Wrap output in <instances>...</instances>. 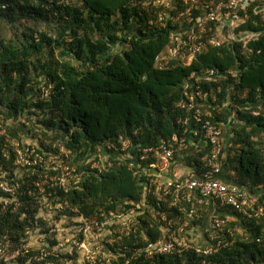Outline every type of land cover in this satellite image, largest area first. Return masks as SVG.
Here are the masks:
<instances>
[{
  "label": "trees",
  "instance_id": "obj_1",
  "mask_svg": "<svg viewBox=\"0 0 264 264\" xmlns=\"http://www.w3.org/2000/svg\"><path fill=\"white\" fill-rule=\"evenodd\" d=\"M263 3L239 10L233 31L215 27L207 35L220 46L184 60L166 51L186 28L177 21L186 0H0V254L15 253L0 264L73 259L51 251L57 242L50 236L49 253L26 250L28 232L46 226L37 219L42 203L77 218L80 241L86 223L104 227L91 237L104 239V264H202L191 246L210 245L218 250L208 257L212 264H264V215L244 216L214 200L186 204L175 191L149 186L155 176L146 174L159 162L158 148H176L183 139L189 150L175 152V160L194 176L207 172L209 149L195 148V125H186L178 104L190 76L211 70L216 77L201 80L197 103L206 120L230 128L215 178L246 190L264 209ZM145 149L154 152L142 160ZM22 154L32 163L19 175ZM3 183L17 191L3 190ZM139 204L143 214L135 213ZM181 206L196 209L193 219ZM133 213L135 225L122 233L117 216ZM216 218L225 221L222 230H212ZM171 219L173 229L189 221V246L148 256L150 244L167 239Z\"/></svg>",
  "mask_w": 264,
  "mask_h": 264
},
{
  "label": "built area",
  "instance_id": "obj_2",
  "mask_svg": "<svg viewBox=\"0 0 264 264\" xmlns=\"http://www.w3.org/2000/svg\"><path fill=\"white\" fill-rule=\"evenodd\" d=\"M256 2L257 0H186L188 8L177 17V21L185 20L186 28L172 36V44L167 48L166 54L171 59L182 57L184 60H191L201 55L209 45L220 46L221 42L218 38L207 39V35L214 32L215 27L219 28L220 34L223 33L224 29H228V26L233 31L240 21L239 10H247ZM215 77V72L211 70H207L203 75L192 74L184 84V98L178 104L180 110L187 114L186 125H190L191 121L195 125L191 130L192 142L195 144V148L197 150L199 147L209 149V152L203 157V161L207 165V172L202 176H194L192 170L188 168L191 172L186 177H166L165 170H170L171 167L178 164L184 167L174 158L175 152L183 154L189 150L188 141L183 139L176 148L162 146L157 149L156 157L159 162L154 165V168L146 172L147 175L155 176L148 185L155 187L158 192H164L165 195L175 191L179 197L178 200L186 202V204L196 199L199 204L214 200L220 203L222 207H231L244 216L260 217L264 215V209L258 205V198L251 197L246 190L238 186L226 185L222 180L215 178L222 171L220 155L224 147V134L218 125L205 119L203 109L197 103V99L203 98L201 80H212ZM142 152V160H145L148 158V154L154 152V149H145ZM17 188V186H2L3 190L11 194H14ZM6 204H8L7 200ZM144 206L145 204H139L135 213L143 214ZM179 209L187 214L189 221L193 219L196 209L189 212L185 211L183 206ZM135 220L136 217L133 213L119 215L115 221H120L122 233H128V230L135 225ZM163 220L167 221V218L163 217ZM189 221H186L178 229H173L174 220H168L167 239L157 244H150L146 249L148 256L159 253L182 252L184 248H187L189 244L187 238L184 237V233H188ZM224 224L225 221L218 218L210 221L211 228L214 231L222 230ZM103 228L96 222L86 223L84 228L86 241L95 236L97 232H102ZM193 235L195 237V234ZM211 239L214 240L216 237L213 235ZM85 243L84 241L79 246L81 249L88 250L83 248ZM191 247L204 256L202 264H212L211 261H208V257L218 251L213 245ZM89 253L87 251L85 254L88 260H90Z\"/></svg>",
  "mask_w": 264,
  "mask_h": 264
},
{
  "label": "rangeland",
  "instance_id": "obj_3",
  "mask_svg": "<svg viewBox=\"0 0 264 264\" xmlns=\"http://www.w3.org/2000/svg\"><path fill=\"white\" fill-rule=\"evenodd\" d=\"M261 13L263 15L264 19V3L262 7H260ZM227 39V37H226ZM223 132H225V138L230 132V128L227 125L222 126ZM224 138V144L226 145L228 142V139ZM28 144H32L31 141H27ZM224 145V148L226 147ZM23 160H21V168L18 170L19 175H23L26 171V167L30 166L32 163L31 161H27V157L29 158L30 155L22 154ZM38 163H44V165L47 167V163L42 159V157H38ZM33 164H36L33 163ZM57 165L63 166L61 162L58 161ZM45 167V168H46ZM25 168V169H24ZM183 169L185 167H182ZM63 170L67 171L66 175H69L71 179L74 177L73 174H70L68 167H63ZM64 171V172H65ZM63 174V176H66ZM64 182V181H62ZM4 184V183H3ZM7 185V184H4ZM59 205H54L50 203H42L41 210L38 213L37 219L44 220V226L40 229L31 230L28 232V241H27V248L26 250L33 249L38 250L41 249L45 254L49 253L47 250H50V243L47 241L48 236H50L52 239L56 240L57 246L52 247V250L55 254L59 256H65L68 255L72 257L73 259H67V260H60L59 264H97L101 263L104 264V261H107L110 259V256L104 251V239H97V238H90L85 243V247L88 250L81 249L79 244L83 241H80V226L78 219L75 217H69L66 213H60L62 209H59ZM51 228V230H54L51 232L53 235H47L45 233V228ZM194 227H192L191 230H193ZM189 230V232L191 231ZM196 231H194L192 235V241L195 244V237H199V235H196L193 237ZM82 239V238H81ZM201 240V238H199ZM198 240V241H199ZM46 249V250H44ZM89 251L90 260L87 259V256H85L86 252ZM11 254L15 253H2L0 254V262L4 259L6 263H11L12 260H14L13 256ZM3 257V258H2ZM56 264V263H54Z\"/></svg>",
  "mask_w": 264,
  "mask_h": 264
},
{
  "label": "crops",
  "instance_id": "obj_4",
  "mask_svg": "<svg viewBox=\"0 0 264 264\" xmlns=\"http://www.w3.org/2000/svg\"><path fill=\"white\" fill-rule=\"evenodd\" d=\"M225 30V29H224ZM191 172V170H189L188 168H182V166H180L179 164L175 167H171V169H167L165 170V175L166 177H172V178H176V177H186L187 175H189V173Z\"/></svg>",
  "mask_w": 264,
  "mask_h": 264
}]
</instances>
